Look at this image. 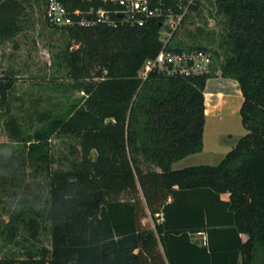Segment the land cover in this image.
Wrapping results in <instances>:
<instances>
[{
  "label": "trees",
  "instance_id": "16d2710c",
  "mask_svg": "<svg viewBox=\"0 0 264 264\" xmlns=\"http://www.w3.org/2000/svg\"><path fill=\"white\" fill-rule=\"evenodd\" d=\"M29 1L0 0V45L23 31ZM35 1L66 36L69 82L84 95L63 112L36 111L29 132L12 111L16 80L0 78L4 127L21 145L15 154L0 152L1 179L19 161L45 174L48 188L43 208L32 206L38 195L18 203L6 237L17 244L22 224L37 239L42 223L51 235L49 249L24 246L23 256L5 255L0 264H264V0H197L188 22L210 4L218 31L197 27L190 41L176 31L168 49L211 52V74L155 71L145 82L141 69L164 47L158 22L57 27L46 20L47 0ZM62 1L73 10L112 7L109 0ZM214 78L238 83L247 134L217 166L174 170L204 149L205 92ZM55 137L79 141V161L68 170L53 168ZM28 207L34 216L27 219ZM147 215L153 227L143 225ZM198 233L202 245L193 240Z\"/></svg>",
  "mask_w": 264,
  "mask_h": 264
},
{
  "label": "rangeland",
  "instance_id": "374dc122",
  "mask_svg": "<svg viewBox=\"0 0 264 264\" xmlns=\"http://www.w3.org/2000/svg\"><path fill=\"white\" fill-rule=\"evenodd\" d=\"M25 6L23 31L14 39L0 45V78L11 75L16 80L12 111L21 117L25 129L32 132L30 125L37 124L34 114L36 111L51 109L58 113L63 112L84 93L75 91L69 82L67 66L63 59V52L68 46L66 36L56 32L46 23L42 3L30 0ZM213 13H215L214 7L207 4L203 8L202 17L196 18L195 24H190L188 21L196 15L191 13L177 30L178 37L190 41L188 34L190 31L194 32L197 27H205V33L212 29L218 31L215 25L220 18H214ZM220 81L227 79H211L207 86H215ZM239 104L240 100L232 97L229 107L221 115L207 118L203 151L175 163L173 169L180 170L201 165L217 166L237 145L240 138L247 134L239 113ZM79 146L77 139L55 137L52 153L56 163L53 168L68 170L71 163L79 161L76 151ZM20 149L21 145L11 140L5 130L4 117L0 111V152L11 155ZM14 163L16 165L19 163L20 168L15 165L14 172L4 170L2 175L6 178L5 181L0 176V258L16 253L23 256L24 246L27 250L32 248L34 251L49 249L51 246V235L44 223L41 224L37 239L32 240L28 228L20 224L18 243L8 242L6 236L10 215L17 209L18 203L25 197L33 200L38 195L41 202H34L32 206L39 210L43 208V202L48 198L45 174L36 175L33 167L19 161ZM28 208L27 219L34 216L31 214L33 208ZM142 223L145 227H153L149 215L143 218Z\"/></svg>",
  "mask_w": 264,
  "mask_h": 264
},
{
  "label": "built area",
  "instance_id": "2783aa9c",
  "mask_svg": "<svg viewBox=\"0 0 264 264\" xmlns=\"http://www.w3.org/2000/svg\"><path fill=\"white\" fill-rule=\"evenodd\" d=\"M108 2V1H107ZM112 7L92 8L89 11L70 9L62 0H47L45 17L57 27H95L106 25L144 27L151 22L161 26L164 47L155 59L148 60L141 69L145 82L155 71L169 76H200L212 72L213 56L205 50L171 51L172 37L192 12L197 0H109Z\"/></svg>",
  "mask_w": 264,
  "mask_h": 264
},
{
  "label": "crops",
  "instance_id": "0c3cea01",
  "mask_svg": "<svg viewBox=\"0 0 264 264\" xmlns=\"http://www.w3.org/2000/svg\"><path fill=\"white\" fill-rule=\"evenodd\" d=\"M205 97L206 119L221 115L226 108L229 107L232 97H236L240 100L238 109H241L244 100L238 83L231 79H227V81H220V83L215 86H207ZM222 198L224 200H229V195L223 194ZM193 240L202 245L205 243V236L203 233H198L193 236Z\"/></svg>",
  "mask_w": 264,
  "mask_h": 264
}]
</instances>
